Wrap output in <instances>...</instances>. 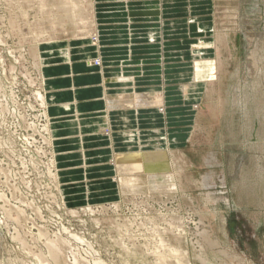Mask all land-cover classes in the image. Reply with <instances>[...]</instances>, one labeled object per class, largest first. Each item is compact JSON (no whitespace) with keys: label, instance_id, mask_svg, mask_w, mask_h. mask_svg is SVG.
Instances as JSON below:
<instances>
[{"label":"rangeland","instance_id":"1","mask_svg":"<svg viewBox=\"0 0 264 264\" xmlns=\"http://www.w3.org/2000/svg\"><path fill=\"white\" fill-rule=\"evenodd\" d=\"M65 1L0 0V264H264V0H204L183 38L201 94L171 103L184 144L121 154L118 198L83 205L62 194L39 47L104 40L92 0Z\"/></svg>","mask_w":264,"mask_h":264},{"label":"crops","instance_id":"2","mask_svg":"<svg viewBox=\"0 0 264 264\" xmlns=\"http://www.w3.org/2000/svg\"><path fill=\"white\" fill-rule=\"evenodd\" d=\"M148 1L156 2L155 8L146 9ZM189 3L190 11L186 9ZM92 4L96 32L104 40L99 52L102 66H87L88 58L82 55L89 50L84 46L74 52L81 53L80 57L51 61L43 68L49 116L54 119L52 146L58 179L68 205L118 198L113 180L119 172L114 160L121 154L166 151L184 144L178 130L169 128L177 124L178 110L171 103L182 97L181 87L190 84L188 67L193 57L189 49L194 40L183 38L196 37V24H190V32L186 25L191 18L202 25L198 13L205 11L204 0H185L181 8L174 0H92ZM199 4L201 9H197ZM158 18L164 22L161 29L148 27L158 23ZM126 22L138 33L131 46L125 39L108 42L109 36L116 39L111 31L124 35ZM150 36L155 39H147ZM125 75L137 79L135 98H129L127 84L115 85L117 77ZM105 117L112 143L103 132ZM85 194L88 199H83Z\"/></svg>","mask_w":264,"mask_h":264},{"label":"bare ground","instance_id":"3","mask_svg":"<svg viewBox=\"0 0 264 264\" xmlns=\"http://www.w3.org/2000/svg\"><path fill=\"white\" fill-rule=\"evenodd\" d=\"M43 1V0H42ZM69 0H66L65 2H66V4L67 3H69L68 2ZM64 2V3H65ZM73 3V2H72ZM42 4V3H41ZM44 4V3H43ZM70 4V3H69ZM45 6V5H44ZM69 6V5H68ZM72 6H73V8H71L72 9V12H73V14H75V9H76V3L74 2L73 4H72ZM44 8V7H43ZM71 12V13H72ZM132 17V16H131ZM129 20V19H128ZM100 22V21H99ZM126 26H124V28L126 29L125 30V32L124 33H121V34H124V35H122V37L121 36H117V35H119L118 33H117V31H111V33H113L112 35H116L115 37H116V39L115 38H112L111 36H109V37H107L106 39L108 40L109 39V41L108 42H110V41H116V40H118V41H120V40H122V39H125L126 41H128L129 42V45L131 46V43H132V39L133 38H135L136 36H138V33L137 32H133L134 31V26L130 23V22H126ZM162 25H164V22L163 23H160V24H150V25H148V27H152V28H155V30L157 31L158 30V27L161 29V27L160 26H162ZM141 27V26H140ZM142 27H144V26H142ZM103 29V28H102ZM123 29V28H122ZM156 31H154V33L156 32ZM194 31H195V29H194ZM196 32V31H195ZM108 33V32H107ZM135 35V36H134ZM85 37V36H84ZM83 38V37H82ZM141 38V37H140ZM155 39L153 36H150V37H147V39H149V40H151V39ZM102 43L103 42H100V39H99V37H98V40H95V41H93L92 40V42L91 43H86V45H83L82 44V47H84V46H87V48H88V50H89V52L88 53H83V55H82V57H87V58H90V57H92V55H94V56H96L95 58H97V56L99 55V52H100V50H99V48H101V47H103L102 46ZM107 43V42H106ZM46 45H41L40 47H39V61H40V63H41V66H43V67H45L44 65H47L48 64V62H51V61H58V60H63V61H66V62H70V61H72L73 60V58H78V57H80L81 56V53H74V52H78V51H76V50H80L81 48H76L75 50H73V48H72V44L70 45V44H67V43H65V42H49V43H45ZM38 54V53H37ZM101 56V55H100ZM20 57V56H19ZM75 58V59H76ZM100 58V57H99ZM21 59V58H20ZM97 61H99V66L101 67L102 65H101V62H100V60H97ZM92 64H91V67L94 65L93 63L94 62H91ZM88 64V63H87ZM42 67V68H43ZM90 68V67H89ZM129 69V68H128ZM122 71V70H121ZM41 73V72H40ZM145 78V77H144ZM117 79H118V82L116 83L115 82V85L116 84H122V85H125V84H127V86H129V87H131L130 88V90L127 92V93H129V94H131V95H134V93H137L135 90H134V85H135V83L137 82V79L136 78H134V76H132V75H130V76H128V77H126V75H125V77L124 76H119V77H117ZM189 81H191V82H189L190 84L189 85H187L186 87H185V97H186V99L187 100H190L189 99V96L191 95V93L193 92L194 94H196V95H199V94H201V91L199 90V88H200V86H199V84H198V82L199 81H201L202 80V77L199 75V74H197V75H195V74H193L192 76L191 75H189V77L187 78ZM114 81V80H113ZM193 81V82H192ZM126 89V88H125ZM37 95V94H36ZM43 98V97H42ZM107 99H108V97H107ZM196 99V98H195ZM42 100V99H41ZM41 103V102H40ZM190 108V107H189ZM192 108V107H191ZM109 112H110V110H109V108H107L106 109V116H109ZM106 118V117H105ZM134 118V117H133ZM137 118H139L138 116H137ZM77 119V118H76ZM139 121V120H138ZM81 122V121H80ZM105 122V121H104ZM79 123V122H78ZM82 123V122H81ZM109 121L107 120V118H106V123L104 124V125H106V126H103V128H106V132H104L106 135H108L109 137H110V134H111V131L109 130L110 128H109ZM161 123V122H160ZM158 124H159V122H158ZM80 125V124H79ZM79 128V127H78ZM48 129V128H47ZM84 130V129H83ZM154 132V131H153ZM161 133V132H160ZM111 138V137H110ZM47 139V138H46ZM49 142V141H48ZM9 144H10V142H9ZM183 144V143H182ZM80 145H82V144H80ZM13 146V145H12ZM159 152H160V150H158ZM162 153V152H161ZM165 153L163 152V155H164ZM162 154H160V153H152L151 152V154H147V155H144V156H150L151 158H159V157H162L163 156ZM141 156V155H140ZM165 156V155H164ZM138 157V156H137ZM167 159V158H166ZM113 160V159H112ZM168 160V159H167ZM166 160V161H167ZM172 161V160H171ZM169 162V161H168ZM164 163V162H163ZM168 164V163H167ZM170 165V164H169ZM167 166V165H166ZM169 169H170V167H169ZM94 171V170H93ZM53 172V171H52ZM174 173V172H173ZM172 173V174H173ZM71 174V173H70ZM152 174V173H151ZM54 174H52V176H53ZM149 175V174H148ZM168 175V174H167ZM171 175V174H170ZM168 176V181H169V183L172 185V183H173V181H174V179L175 178H172V176ZM51 176V177H52ZM54 177V176H53ZM117 177H118V175H117ZM136 177V176H135ZM139 177V176H138ZM145 177V176H144ZM174 177V176H173ZM132 178V177H131ZM166 178H167V176H166ZM56 179V178H55ZM118 179V178H117ZM121 180H123V179H121ZM126 181V180H125ZM124 181V182H125ZM132 181H134V185L136 186H140V184H142L144 181H145V179L143 180V179H140V178H135L134 180L132 179ZM131 181V182H132ZM148 180H146V182H147ZM155 181V180H154ZM156 182V181H155ZM158 182V181H157ZM156 182V183H157ZM164 182V181H163ZM137 183V184H136ZM165 183V182H164ZM167 183V182H166ZM176 183V182H175ZM118 184H119V182H118ZM126 185L128 184L127 182L125 183ZM132 185H133V183H132ZM143 185H144V183H143ZM56 186V185H55ZM117 186V185H116ZM131 186V185H130ZM135 186H132L133 188L135 187ZM155 186V185H154ZM159 186V185H158ZM164 186V185H163ZM120 187H121V185H120ZM127 187V186H126ZM206 187V186H205ZM139 188V187H138ZM152 188H154L153 186H152ZM160 188V187H159ZM159 188H157V191H158V189ZM163 188V187H162ZM166 188H167V186H166ZM169 188V187H168ZM125 189V188H124ZM135 189V188H134ZM143 189H144V186H143ZM170 189V188H169ZM176 189V188H175ZM180 189V188H179ZM128 190V189H127ZM171 190V189H170ZM123 191H125V190H123ZM139 191V190H138ZM145 191V190H144ZM150 191H152V190H150ZM155 191V190H154ZM171 191H173V190H171ZM126 192V191H125ZM169 192V191H168ZM58 193V192H57ZM149 193V192H148ZM124 194V193H123ZM57 201V200H56ZM116 207H118V206H116ZM33 208V207H32ZM25 210V209H24ZM89 210V209H88ZM10 212V211H9ZM100 212V211H99ZM24 213V212H23ZM96 219V218H95ZM170 219V218H169ZM172 219V218H171ZM181 220V219H180ZM179 221V220H178ZM183 221V220H182ZM97 222V221H96ZM134 222V221H133ZM164 222V221H163ZM93 223V222H92ZM144 223V222H143ZM173 223V222H172ZM97 224V223H96ZM142 224V223H141ZM175 224H177V223H175ZM142 227V226H141ZM171 227V226H170ZM19 229V228H18ZM164 229V228H163ZM104 231V230H103ZM153 231V230H152ZM156 231V230H155ZM163 231V230H162ZM66 232V231H65ZM204 232V231H203ZM152 234V233H151ZM113 235V234H112ZM180 236H181V234H180ZM65 238V237H64ZM161 238V237H160ZM120 239V238H119ZM163 238H161V240H162ZM38 240V239H37ZM79 240V239H78ZM152 240V239H151ZM157 241V240H156ZM119 242V241H118ZM153 242V241H152ZM155 243V242H154ZM164 244H165V241L163 242ZM60 243H58V245H59ZM164 244H163V247H164ZM168 244V243H167ZM117 245V244H116ZM126 245V244H125ZM142 245V244H141ZM60 247H61V244L59 245ZM59 246H58V248H59ZM124 246V245H123ZM128 246V245H127ZM143 246V245H142ZM167 246H169V244L167 245ZM72 247V246H71ZM131 247V246H130ZM155 247H157V246H155ZM166 247V246H165ZM170 247H172V245L170 246ZM177 247V246H176ZM173 248V247H172ZM60 249V248H59ZM62 249V248H61ZM130 249V248H129ZM157 249V248H156ZM167 249V248H166ZM169 249H171V248H169ZM177 249V248H176ZM179 249V248H178ZM64 250V249H63ZM66 250V249H65ZM79 250V249H78ZM126 250V249H125ZM134 250V249H133ZM158 250H159V248H158ZM59 251H61V250H59ZM161 251H163V250H161ZM62 252V251H61ZM60 252V253H61ZM97 252V251H96ZM145 252V251H144ZM153 252V251H152ZM180 252V251H179ZM129 253V252H128ZM58 254V253H57ZM57 254L56 253H53L52 254V258H53V260L55 261V262H57V264H58V259H59V257L62 255H60V254H58L59 255V257L57 256ZM87 254V253H86ZM132 254V253H131ZM170 254V253H169ZM66 256V255H65ZM165 256H167V255H165ZM172 256V255H171ZM49 257V256H48ZM61 257H63V256H61ZM173 257V256H172ZM172 257H171V259H172ZM182 257V256H181ZM75 258V257H74ZM180 258V257H179ZM47 259V258H46ZM67 259V258H66ZM77 258H75V260H76ZM100 258H98V260H99ZM164 259L166 260V262H167V259L164 257ZM39 260H40V258H39ZM44 260V259H43ZM79 260V259H78ZM158 260V259H157ZM160 260V259H159ZM159 260H158V262L157 263H159ZM200 260H201V258H200ZM41 261V260H40ZM60 261H61V259H60ZM50 262V261H49ZM54 262V263H55ZM85 262V261H84ZM163 262V261H162ZM165 262V261H164ZM178 262H179V259H178ZM47 263V262H46ZM71 263V262H70ZM174 263H175V261H174ZM50 264H52V263H50ZM159 264H161V263H159ZM182 264V263H181Z\"/></svg>","mask_w":264,"mask_h":264}]
</instances>
